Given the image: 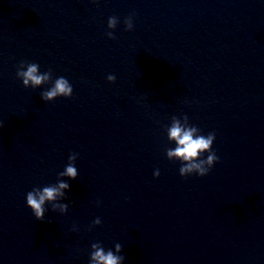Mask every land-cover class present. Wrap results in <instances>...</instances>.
Masks as SVG:
<instances>
[{
	"label": "water",
	"instance_id": "water-1",
	"mask_svg": "<svg viewBox=\"0 0 264 264\" xmlns=\"http://www.w3.org/2000/svg\"><path fill=\"white\" fill-rule=\"evenodd\" d=\"M22 60L72 95L42 101ZM181 115L215 133L203 177L165 156ZM70 153L67 212L36 220L26 193ZM96 242L122 264H264V0H0V264H88Z\"/></svg>",
	"mask_w": 264,
	"mask_h": 264
},
{
	"label": "clouds",
	"instance_id": "clouds-1",
	"mask_svg": "<svg viewBox=\"0 0 264 264\" xmlns=\"http://www.w3.org/2000/svg\"><path fill=\"white\" fill-rule=\"evenodd\" d=\"M133 14L127 16L124 21V30L131 31L133 29ZM118 23L116 16H110L107 20V29L105 35L108 39H116L113 31ZM16 78L21 81L22 87L36 89L41 85H51L40 93V98L44 102H50L58 97L69 98L72 95V86L64 77L52 79L51 70L43 73L39 72V65L35 62L20 61L16 67ZM109 83H114L115 75L109 74L106 77ZM167 140L174 143V148H166L165 156L169 161H179L181 166L178 173L181 177L195 174L203 177L208 174L212 166L218 162V156L212 149L215 139V133L209 132L207 135L201 134V130L190 125L187 115L172 116L170 125L166 127ZM205 154L206 157H205ZM77 153H70L68 163L63 171L57 174V182L43 187H33L31 191L25 195V203L27 208L31 210L36 220L43 221L45 215V204L50 205L52 212L64 214L69 208V204L60 203L59 201L66 199L65 193L69 190L68 180L77 178L78 172L75 167ZM159 170L153 172V178L159 176ZM66 178V179H64ZM101 224L99 217L92 221L91 227ZM76 229L73 228V231ZM122 247L119 243L114 245V249L105 250L101 243L96 242L90 245L88 264H122L125 257L119 255Z\"/></svg>",
	"mask_w": 264,
	"mask_h": 264
}]
</instances>
